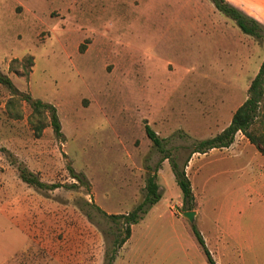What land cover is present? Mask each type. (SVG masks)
Segmentation results:
<instances>
[{
    "label": "rangeland",
    "instance_id": "rangeland-1",
    "mask_svg": "<svg viewBox=\"0 0 264 264\" xmlns=\"http://www.w3.org/2000/svg\"><path fill=\"white\" fill-rule=\"evenodd\" d=\"M227 1L264 24V0ZM263 61L264 38L211 0H0V71L19 90L0 83V264H104L116 249L113 264H209L192 225L203 232L214 215L236 217L255 201L238 191L239 162L254 148L241 132L229 149L192 148L230 124ZM26 96L56 107L63 137L48 113L35 134ZM146 124L181 165L190 158L193 223L176 209L185 211L181 190ZM69 166L89 190L21 178L26 168L48 184L78 183ZM150 175L162 198L116 248L123 224L86 202L130 212ZM247 210L264 217V202ZM261 233L255 251L231 258L264 264V224Z\"/></svg>",
    "mask_w": 264,
    "mask_h": 264
},
{
    "label": "trees",
    "instance_id": "trees-1",
    "mask_svg": "<svg viewBox=\"0 0 264 264\" xmlns=\"http://www.w3.org/2000/svg\"><path fill=\"white\" fill-rule=\"evenodd\" d=\"M211 1L221 13L232 18L244 33L252 35L258 39L264 38V24L259 22L256 18L248 15L227 0ZM0 83L6 85L14 95L19 94V90L14 86L11 78L4 75L1 71ZM25 99L30 104L33 111L32 114L37 117L33 127L35 134L41 135L43 133L47 124L44 122L42 115L48 113L50 116L49 124L52 126L55 135L57 137H63L62 125L56 107L51 103L45 102L41 99H34L30 96H26ZM146 132L158 151L163 154V159L170 160L172 172L182 193L183 208L185 210H195L197 205L196 196L192 182L186 171L190 158L181 165L176 157L170 155L163 140L148 124H146ZM239 132L247 137L260 152L264 153V61L261 64L257 75L250 84L247 99L236 109L230 124L217 135L197 141L192 148V154H205L214 148H228L234 143L236 135ZM69 171L71 176L75 178L78 183L66 185L48 184L43 182L37 175L28 171L26 168H21V178L27 184L44 190H54L59 187H65L70 190L74 189L79 184L86 186L89 190V182L83 173H77L71 166H69ZM159 188L160 186L156 181V175H150L147 178L146 195L144 200L127 213L111 214L107 213L93 202L86 203L95 206L104 217L123 224V232L116 239V248H121L131 237L132 226L143 219L149 209L162 198V193L159 191ZM192 231L206 256L208 263L217 264L211 251L206 245L202 232L196 224L192 225ZM117 252L118 249L114 251V254L109 257L104 264H113Z\"/></svg>",
    "mask_w": 264,
    "mask_h": 264
},
{
    "label": "crops",
    "instance_id": "crops-1",
    "mask_svg": "<svg viewBox=\"0 0 264 264\" xmlns=\"http://www.w3.org/2000/svg\"><path fill=\"white\" fill-rule=\"evenodd\" d=\"M244 12L258 20L260 19L256 16L255 10H246ZM230 147L222 149H229ZM247 147L254 148V151L248 158L239 160V166L241 167L239 171L243 173L244 178L238 191L244 196L255 197V201L254 199L248 202L245 201L241 208L243 210L242 213L236 217L224 216L222 213L214 215L210 220V224H207V220L205 221V231L202 232L206 245L217 264H240L231 258V252L238 250L243 255L251 253L257 249L263 240L261 225L264 224V217L252 214L247 209H250V206L255 202H264V153L260 152L250 141ZM216 149L218 148L210 151ZM253 163L254 167H252ZM198 215L200 214L197 211ZM238 261L241 264L246 262L241 255H239Z\"/></svg>",
    "mask_w": 264,
    "mask_h": 264
},
{
    "label": "water",
    "instance_id": "water-1",
    "mask_svg": "<svg viewBox=\"0 0 264 264\" xmlns=\"http://www.w3.org/2000/svg\"><path fill=\"white\" fill-rule=\"evenodd\" d=\"M176 209L183 214L186 218L190 220V222H195L196 216H197V211L196 210H185L183 211L179 206H176Z\"/></svg>",
    "mask_w": 264,
    "mask_h": 264
}]
</instances>
